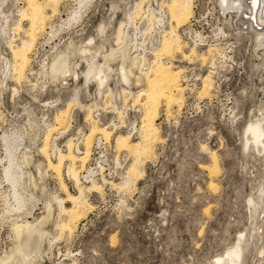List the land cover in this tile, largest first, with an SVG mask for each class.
Here are the masks:
<instances>
[{"label": "rangeland", "instance_id": "374dc122", "mask_svg": "<svg viewBox=\"0 0 264 264\" xmlns=\"http://www.w3.org/2000/svg\"><path fill=\"white\" fill-rule=\"evenodd\" d=\"M2 1L0 0V4L3 3L1 5L9 10L7 16L10 18L6 20L2 16L0 24L6 20L10 29L17 21L19 9L27 5L24 0ZM153 1L151 0L150 5L154 7L160 2ZM193 1L194 13L191 21L197 20L194 31L206 37L207 45H219L225 49L228 59H217L213 66L208 53L210 47L196 46L199 54L204 53L206 60L203 61L200 56L184 60L181 53H175L171 56L166 54L164 61L170 60L174 68L184 71L181 75L184 89L187 84L190 85L188 88H193V79L199 74L203 79L215 72L212 75L218 93L211 92L207 96L210 98L202 99L199 107L195 106L197 92L203 85V81H200L199 88H194L192 93L187 88L184 90L181 109L175 105L168 114L164 102L157 121L163 142L156 144L155 155L153 154L145 167L144 179L138 183L133 193L127 195L119 193L117 188L112 191H104L103 188L102 194L90 193L88 199L94 209L73 225L71 235L64 233L59 237L60 232L56 228L66 218H60L54 203L56 196L64 197L56 174L50 171L42 180L33 165L26 167L28 174L37 175L39 183L35 185L26 179L23 193L27 197H33L27 207L28 212L33 211V214L30 219L22 221L34 222L44 217L46 205L51 202L54 214L45 230L59 237L52 250L49 247L44 248L43 259L39 264H220L233 248H240V264H264V151L249 147L246 137L252 121L264 117V47L258 46V33L241 32L228 24V14L222 11L221 0ZM139 2L142 1L93 0L83 11L77 25L61 30L53 38L49 35L50 28L60 27L75 8V0H65L62 3L60 13L38 37L26 72L27 80L21 85L13 81L11 86L18 89L15 97L21 100L17 102L14 97V104L17 106L13 107L16 109L10 108L9 111L19 115L12 122L13 127L17 131H24L26 135L22 152L34 156L36 161H45L40 149L47 130L52 125L46 127L35 117H42L45 121L47 118L54 120L58 111L64 109L73 98L75 86L78 83L84 84L80 75L79 81L71 77L69 84L65 85L62 81L52 79L48 74L50 71H42V65L49 68L59 52L67 51L71 64L81 66L77 69L81 74L87 67L81 51L89 49L93 55L99 49L107 51L111 46L116 47L115 34L118 26ZM101 24H105L107 28L99 32L98 27ZM145 24V21H139L137 28L144 31ZM23 25L24 30L29 28L28 22ZM219 28H223L227 34H220L218 37L216 33ZM127 30L133 32L131 28ZM8 32L9 35H3L5 37L2 36L0 41V51L3 53H10L5 39L8 40L13 32ZM141 34L139 32L135 36V40L139 41L136 40L137 44L143 41L140 39ZM24 37V32H20L16 39ZM182 40L186 53L195 48L190 40L184 37ZM128 41L131 44L129 52L133 54V47L135 45L137 48V44L131 38ZM17 44H20V40ZM150 55V60H154V55ZM87 58L91 56L88 55ZM30 72L36 74V79L28 77ZM186 75L190 77L188 83L184 82ZM115 87L123 88L112 81L113 91ZM131 88L138 93L145 88V84H133ZM89 91L80 92L82 105L89 106V96L98 95L94 86H90ZM13 96L14 92L10 91L6 97L10 99ZM50 99L59 103L57 111L53 110L51 115L49 111L37 106ZM75 115H79L80 122L71 123L73 127L69 125L70 131L64 136L63 143L70 138H77L82 130H86L88 135L91 133V126L86 125L88 110L75 106L72 117ZM8 133L15 135L17 142H20V136L16 132ZM3 134L0 130V136ZM96 134L93 137L94 146ZM121 134L128 135L113 134V145L116 146V138ZM56 135L58 134H54ZM132 140L139 142L140 137ZM50 146L53 147L52 144ZM203 146H207L208 151H204ZM209 151L218 153L220 172H213L215 169L212 168L208 171L201 168L202 165L211 164ZM3 153L0 141V181ZM127 154L130 156L131 165L134 158L130 153ZM80 165L78 162V169H81ZM65 180L71 192L77 193L76 186L67 175ZM3 205L0 197V257H4L15 246L12 229L19 215L3 218ZM19 216L25 218L23 215ZM18 221L21 223V219Z\"/></svg>", "mask_w": 264, "mask_h": 264}, {"label": "bare ground", "instance_id": "6f19581e", "mask_svg": "<svg viewBox=\"0 0 264 264\" xmlns=\"http://www.w3.org/2000/svg\"><path fill=\"white\" fill-rule=\"evenodd\" d=\"M24 1L27 6L19 9L17 12V21L10 29L9 24L7 25L6 22V20L10 18V16H7L8 9L6 10V8L1 5L3 3L0 4V16L6 19H3L6 25L3 21L5 26L0 29V34L2 32L0 41L3 35H9L8 31L13 32L10 38L8 40L5 39V41L12 54L10 65L12 81H15L17 85H21L23 81L27 80L26 72L31 62V54L34 52L36 44L38 43V37L45 31L49 22L60 13V7L65 0ZM141 1L142 2L137 3L132 11H130L129 15L126 16V20L122 21L118 26L115 34L116 47L111 46L110 50L107 51H105V49H99L93 55L89 49H83L81 51L84 61L87 63L86 69L82 71L81 74L77 71L81 66L76 63L71 64V58L67 51L59 52L49 68L46 65H42V71H50L48 74L52 79L62 81L65 85L69 84L68 81L71 77L79 81L81 75L84 80V84L79 85L78 83L75 86L73 98L67 102L65 108L59 110L53 122L46 125V127L52 126L47 130L48 132L45 136L44 144L40 149L45 159L44 162L36 161L34 156L22 152V145L20 143L21 138L20 142H17L15 135L9 134L11 132L8 133L6 130L3 132L4 134L0 136L4 152L2 157V178L0 181V197L4 202L3 206H5L2 217H14L17 214L25 216V218H23L18 215L17 219H21V223L16 219L17 222L13 224L12 230L15 236V246L9 253L5 254L4 257H0V264H39L43 259L42 254L44 248L49 247L50 250H52L55 241L58 240L59 237L64 233H69L71 235L74 229L73 225L80 221L87 213H90L92 211L91 209H94L88 199L90 193L96 192L102 194L105 184H110L114 189L117 188L119 193L127 195L128 193H133L138 183L146 176L145 167L155 155L154 148L156 144L163 142L161 132L157 126L162 104L165 102L168 114L171 112L173 106L178 105L181 109L183 105L182 95L185 89L181 83V75L184 71L178 67L174 68L173 62L170 60L165 62L164 59L166 54L171 56V54L181 53L184 60H190L193 56H200L204 61L206 57H203L204 53H201V55L197 51V43L195 44V48H192L189 53L183 50L185 46L182 45L183 37L180 34V29L184 28L193 18V0H169L165 4L170 17V27L164 30L160 37L161 40L159 44L153 50L154 60H150L151 55L150 58H148L145 53L135 50L137 49L135 45L133 49L136 52L134 51L133 54H130L129 48L131 44H129L128 40L131 38L133 43H136L137 39L135 40V36H137L139 32L143 33L144 36H152L156 26L163 21L154 11H145V3L148 0ZM156 1L157 0H154L153 2ZM92 3L93 0H75V8L70 12L69 18L59 25L60 27L58 28L52 26L49 35L56 38L61 30L63 31L77 25L82 18L83 11ZM143 4H145L144 9ZM221 7L224 14H228L227 22L233 29L240 30L241 32H250L252 34L258 33V46L264 47V0H221ZM139 21H145L147 24H145L146 28L144 31L137 28ZM24 22H28L29 24L27 30H24ZM110 25H112V23H110ZM98 28L99 32H102L107 26L101 24ZM127 28H131L133 32L131 33ZM20 32H24L25 37L23 39H16V37L20 35ZM195 33L198 37L204 39L202 34L198 32ZM220 34L225 35L227 33L223 28H219L216 35L219 37ZM19 40L20 44L18 45L17 41ZM50 40H52V38ZM91 42H93V39ZM72 45L73 43L70 44V46ZM205 46L210 47L208 48V53H210L213 66H215L214 61L218 58H222L223 61L224 59H228L225 52L226 50L220 48L219 45L210 44ZM88 55H90L91 58H87ZM115 62L116 64L114 65ZM214 73L215 72H211L203 78V85L200 91H198V96L200 98H210L207 96H210L211 92L215 90L216 83L213 80L214 75H212ZM30 74H34V72H30L28 77ZM112 81L116 82L119 86L122 85L124 98H126V92L129 91L128 89H130L133 84H145L143 90L133 95V103L142 107L141 124L139 127L140 141L134 142L129 134H121L116 138L115 147L117 150L119 152L125 151L130 153L134 158L130 167L127 169L126 176L122 178L123 181L121 180L122 182L120 184H114V181H107L106 179H104V183H101L94 178L89 179L88 182L85 183L82 181L83 176L81 179V175L83 172L90 173L88 163L91 160L92 149L94 147V144H92L94 135L97 133L95 136L96 139L98 135H102L109 142L113 137V131L111 132L106 126L101 127L103 125L99 124L93 117L92 106L82 105L79 94L81 91L90 92V86H94L96 93L99 95L104 94L105 91L108 90L109 93L107 96L112 97L115 92L111 88ZM13 92L15 97L18 94V89L14 88ZM75 106H80L88 110L87 121L91 126V133L85 135V149L82 153L77 154L75 151L76 143L70 139L67 143L68 150L66 152L59 150L54 160L51 154L53 147L51 148L50 145L52 144L53 146L54 140L70 131L69 125L71 123L69 120L72 118V110ZM117 112L120 118L123 117L118 109ZM0 121H3L1 114ZM54 134L58 135L54 136ZM246 137L249 147H254L260 150V152L264 151V117L252 121L249 125ZM56 148H58V146H56ZM203 149L204 151H208L207 146H203ZM77 151L80 152V149H77ZM208 153H210L209 158L211 164L202 165L201 168L207 171L212 168V170L215 169L213 172H220L221 164L218 153L216 151H209ZM67 162L70 163L67 164ZM78 162L81 163V169L77 167ZM32 165L35 167L38 173L37 175L42 180L50 171L56 174L60 190L64 197H60V195L56 196L54 198V203L57 206L60 218H63V216L66 217L61 223H58L56 227L60 232L59 237H55L45 230L54 214V207L51 202L46 205V215L44 217L34 222L22 221L24 219H30L33 214V211L28 212L27 210L28 205L33 201V197H27L23 193V188L27 184L26 179H28V181L30 180L35 185L39 183L36 174V176H34L25 171L26 167ZM65 175L74 183L77 188V193L74 194L71 192L66 183ZM213 184L214 183H211V185ZM239 249H230L228 256L225 258L222 257L223 259L219 263L240 264L242 254L240 255ZM242 252L245 251L242 250ZM72 264L77 263L74 262Z\"/></svg>", "mask_w": 264, "mask_h": 264}, {"label": "built area", "instance_id": "2783aa9c", "mask_svg": "<svg viewBox=\"0 0 264 264\" xmlns=\"http://www.w3.org/2000/svg\"><path fill=\"white\" fill-rule=\"evenodd\" d=\"M168 1L169 0H161L155 7L150 5L151 0H148L146 2L145 11L146 12L154 11V13L158 17H161L163 19L161 24L156 26V29L153 32L152 37L142 36V34L140 33L141 39L143 41L140 44H137L136 41L137 44L136 50H138V52L145 53L148 58L150 57V54H153V50L159 44L160 37L162 36L164 30L170 27V17L168 15V10L165 6V4ZM1 19L2 16H0V20ZM196 24H197V20L191 21L188 25L185 26L186 28H181L180 34L182 37L190 40L194 44L197 43L198 44L197 46L205 47V45H207L206 37L203 36L204 37L203 39L196 35L195 33L196 31H194L195 30L194 27ZM1 28L2 27L0 24V29ZM146 42H148L149 45H147ZM139 47H141V50ZM11 61H12L11 52L3 53L2 51H0V114H1V118L3 119V121L0 124V130L2 133L6 130L16 132L20 136L21 145L23 146L24 142L26 141V135L23 132L17 131L12 124L14 120H17V117L19 115L16 113L11 114V112L9 111L10 108L16 109V107H13V105L17 106V104H14V100H13L14 96L11 97L10 99L9 98L7 99L6 97L10 91L13 92L12 89L13 87H11L13 84L11 77L12 73L10 71ZM30 77L32 79H36V74H30ZM189 78L190 77L186 75L184 77V82L187 81L186 83H188ZM201 79H202L201 74H199L198 76H196L195 79H193L194 81L192 85L193 88H188L190 87V85L187 84L185 86V89L186 88L189 89V91L192 93L194 88L196 89L199 88L198 85L200 84V81H203V79L202 80ZM114 89H115L114 90L115 94L112 97L107 96V94L109 93L108 90H106L105 93L101 95L93 94L89 96L88 105L92 106L93 117L99 122V124L106 126L111 131H113L114 135L116 133H126L129 134L132 138L140 137L139 127L141 124L142 107H140L139 105H135L133 103L134 100L133 95H136V93L133 92L134 88L128 89L129 91H127L125 95L126 98H124V93L121 87H115ZM217 89L218 87L215 88L214 90L215 93H218ZM18 98L19 97H15L14 99H17V102L18 101L21 102V100ZM202 99L204 98H200L198 96L197 100H195V106L199 107V105L202 103ZM58 104L59 103L57 100L50 99L49 101H46L44 103L40 102L37 106L42 108V110L49 111L51 115L53 110H55L54 112L57 111ZM117 109L122 113L123 117L120 118ZM36 117L35 119L39 123H43L45 126L53 122V118H47L46 119L47 121H45L42 117H38V116ZM73 122L74 123L76 122V124L77 122H80L79 115H75L74 117L71 118L70 123ZM86 125H90L89 122L88 123L86 122ZM65 135H63L62 137H58L56 140L53 141L54 142L52 149L53 158L57 156L59 150L63 152H66L68 150L67 148L68 141L66 143L65 142L63 143V139ZM85 135H86V130L84 131L82 130V133L78 134L77 138L75 139L70 138L71 140H73L74 143H76L75 151L77 154L82 153L85 149L84 148ZM56 146H58V148H56ZM77 149H80V152L77 151ZM129 165H130V156L125 151L119 152L115 147V145L111 143V141L108 142L102 135H98L92 152L91 160L88 163V168L90 170V173L83 172L82 181L87 183L89 179L94 178L95 180L101 183H104V179H106L107 181H114L115 183H118L127 173V169ZM104 190L112 191L115 189L112 187V185L105 184Z\"/></svg>", "mask_w": 264, "mask_h": 264}]
</instances>
